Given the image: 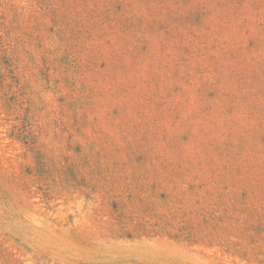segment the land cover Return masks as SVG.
<instances>
[{
	"label": "rangeland",
	"instance_id": "rangeland-1",
	"mask_svg": "<svg viewBox=\"0 0 264 264\" xmlns=\"http://www.w3.org/2000/svg\"><path fill=\"white\" fill-rule=\"evenodd\" d=\"M0 264H264V0H0Z\"/></svg>",
	"mask_w": 264,
	"mask_h": 264
}]
</instances>
